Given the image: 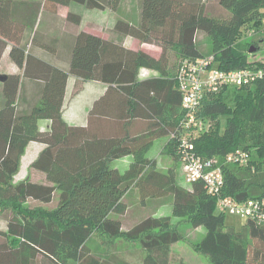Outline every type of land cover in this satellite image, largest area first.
Instances as JSON below:
<instances>
[{
	"label": "trees",
	"instance_id": "trees-1",
	"mask_svg": "<svg viewBox=\"0 0 264 264\" xmlns=\"http://www.w3.org/2000/svg\"><path fill=\"white\" fill-rule=\"evenodd\" d=\"M138 1L137 22L117 18L108 25L106 38L83 31L74 36L67 70L41 63L48 72L36 77L43 85L37 101L25 110L24 77L31 72L29 63H23L27 41L22 42V28L28 23L13 17L17 0H0V57L10 41L11 60L24 67L22 76L9 74L1 83L0 219L6 225L0 229V264H129L107 251L91 250L87 243L95 234L105 243L120 239L139 244L144 251L141 264H168L170 244L184 237L179 223L189 227L192 237L204 229L202 238L191 244L210 264H264V221L245 220L237 226L226 222L202 181L179 185L173 168L161 171L147 156L154 140L167 136L163 151L177 159V143L170 134L182 117L177 82L182 59L213 55L224 70L264 61L248 58L258 50L255 40L244 42L264 21V0ZM47 2L118 11L121 0ZM214 3L222 13L211 10ZM36 10L37 6L29 7ZM128 37L160 46V56L128 48ZM140 67L156 70L160 77L138 80ZM69 74L107 86L89 109L86 127L68 126L61 116ZM167 87L169 96L164 94ZM229 89L230 103L225 97ZM138 107L149 121L140 130L131 125ZM197 114L207 121V128L194 139V150L202 157H216L223 175L220 196L237 202L264 198V78L205 92ZM99 115L106 119L108 131L90 128ZM41 119L50 120L49 131L38 129ZM121 124L125 130L116 132ZM31 141L45 145L30 166L44 174L46 184L14 181ZM237 151L247 155L246 161H227ZM125 154L130 156L127 166L114 167ZM55 191L58 202L53 209L25 206L29 199L49 203ZM131 194L135 197L130 200ZM158 200L169 205L177 223L171 224L167 213H156ZM152 202L157 203L151 206ZM136 210H145V216L132 215L138 218L132 219L134 226L125 225Z\"/></svg>",
	"mask_w": 264,
	"mask_h": 264
},
{
	"label": "crops",
	"instance_id": "crops-1",
	"mask_svg": "<svg viewBox=\"0 0 264 264\" xmlns=\"http://www.w3.org/2000/svg\"><path fill=\"white\" fill-rule=\"evenodd\" d=\"M17 1L18 2L13 10L14 11L13 17L18 22L27 21L28 23L26 29L22 28V34L25 37V39H22L23 40L22 42L27 41V44L25 46L26 57L23 63H29L28 70L29 72H31V74L29 76L24 77L26 98L23 97L25 104L21 105L23 109L27 110L29 107H31V105L34 102L37 101L38 89L40 88V86L42 87L43 85V80L36 77L40 75H45L46 72H48L47 68L45 69L44 65L48 63L50 65L55 66L56 68L67 70L69 63L70 48L73 43L72 38L74 36H76L79 32L82 31L103 38H106L107 34L106 32L102 33V22L100 16L97 15V18L93 16H89L90 12L96 9H88L83 5L75 2H71L67 5H62V4H50L48 2L45 3V0H17ZM31 6L32 7L37 6L36 12L29 11V7ZM137 6L138 5L136 3L135 8L133 7V12L129 15L130 17L133 16L134 10H138ZM69 13L72 14L70 18H68ZM75 16L79 17L78 21L76 20ZM138 19H139V15H138ZM30 22H32L33 25L31 27H29ZM34 34L37 35V39H33ZM125 45L130 49H133L135 51L145 52L155 58H158L161 54L160 46L156 44L142 42L136 38H131V37L126 38ZM10 46H11V42L8 41V45L6 46L0 57V75L7 76L9 74H19L20 76H22L24 67L21 68L17 67L14 64V62L11 60L9 56ZM41 63H46V64L41 65ZM149 77H160V76L158 71L153 69H149L146 67H140L138 69V73H137L138 80ZM2 82L3 81L0 82L1 90H2V86H1ZM106 87L107 86L100 81H96V80L82 81L69 74L66 80L63 104L61 109V116L63 121L68 126H77V127L88 126V111L91 108L93 102L96 99H98L100 96H102V94H104ZM0 94L2 98V91H0ZM164 94L168 96L171 94L168 87L164 90ZM0 100L1 103L2 99ZM142 111L143 109L141 107H138L135 111L133 110L132 112L133 115L131 117L132 119L131 125L136 130H140L143 127H145L144 125H146V122L148 121L144 119L145 114L142 113ZM102 117L104 116L99 115L95 120L93 119L94 121L92 122L90 127L93 131L97 133L108 131L106 125V119ZM37 126L40 131H44V132L49 131L50 120L41 119L37 122ZM119 126L120 127L116 128V132L125 130L122 124ZM167 139H168L167 136L157 138L156 140H154L151 146L155 145L159 141L161 144V142L163 141L164 142L162 144V148H163L164 144L167 142ZM44 148L45 145L43 143L35 142V141L29 142L25 147L24 153L20 158V162L22 161L25 164H31L38 157V155ZM122 158L120 159L122 160ZM150 158L154 159L153 157ZM129 159L127 160L128 163H129ZM36 172L41 174V176L44 177L45 179V176L42 172L39 171ZM28 180L33 182L44 183V184L48 183L46 179L44 181H37L31 179ZM54 199L56 200L55 201V206H56L58 202L57 201L58 191L53 192L51 202L42 203V204H50ZM31 201L38 202L35 200H31ZM2 221L3 222L0 223L2 224L0 226V229H5L6 223L4 220Z\"/></svg>",
	"mask_w": 264,
	"mask_h": 264
},
{
	"label": "built area",
	"instance_id": "built-area-1",
	"mask_svg": "<svg viewBox=\"0 0 264 264\" xmlns=\"http://www.w3.org/2000/svg\"><path fill=\"white\" fill-rule=\"evenodd\" d=\"M263 78L264 61L245 68L224 70L218 68L213 55L194 60L182 59L177 74L182 117L178 129L170 134V139L177 143V157L182 163L185 182L190 184L202 181L208 193L216 197L215 207L218 212L252 220L257 224L264 221V198L237 202L231 197H221L223 175L220 166L216 164V157L198 155L193 141L207 128V121L197 114L205 92H217L225 86L250 85ZM246 157V154L237 151L229 154L227 161L244 163Z\"/></svg>",
	"mask_w": 264,
	"mask_h": 264
},
{
	"label": "rangeland",
	"instance_id": "rangeland-1",
	"mask_svg": "<svg viewBox=\"0 0 264 264\" xmlns=\"http://www.w3.org/2000/svg\"><path fill=\"white\" fill-rule=\"evenodd\" d=\"M138 0H121L119 9L118 11H111V10H99L96 9L94 11H91L89 16H93L97 18V15L100 16L101 22H102V33L107 30L109 24H113L114 21L117 18L126 20L128 22H137L139 12L138 10H134L133 16H129L133 12V7L135 8L136 3H139ZM138 7V6H137ZM213 12L217 13H222L221 9L214 3L212 4V9ZM264 20V19H263ZM251 40H255L256 45L258 47V50L254 52H249L248 53V58L250 59H260L264 60V21L262 25L259 27V31L256 33V35L250 36V39H244V42H251ZM251 51V50H250ZM3 71V70H2ZM1 82V81H0ZM0 91H2L0 89ZM228 93L225 95L226 101L230 103L229 101V95H232V90L229 89L227 90ZM0 99L1 94H0ZM1 101V100H0ZM164 142L162 141L160 144V141L157 142L155 145L151 146L149 148V151L147 152V155L149 157H153L156 162V166L159 170L165 171L169 168H173L175 172V178L176 181L179 185L187 186L188 184L185 182L184 179V173L182 169V163L180 160L176 158H172L170 155L166 154L163 151L162 144ZM122 158V157H121ZM129 159L128 154L123 155L122 160H118L113 163L114 167H117L118 169H123L127 166L128 162L127 160ZM31 164H25L24 162H20L19 169L17 173L15 174L14 181H19V180H37V181H44V177L41 176L36 170L34 171L33 168L30 166ZM135 194L132 196L129 195V199H134ZM55 199L52 201L50 204H42L39 202H34L29 200L27 203H25V206L28 207H36L40 206L42 208L51 210L55 206ZM150 201H156L154 199H150ZM148 203V202H147ZM153 203V202H152ZM157 202H154L152 205H155ZM158 203L161 204L156 210V213L158 214H165L167 213L170 216V223L175 224L179 221L178 218L172 217L170 214V208L167 203L163 201L160 202L158 200ZM152 209V208H151ZM150 211V208H148L147 213ZM132 215L138 216L142 215L145 216V210H136L134 213L129 215V219L126 222L125 225H128L129 227L134 226V220L132 219H138V218H132ZM244 219L238 218L229 214H226V222L228 223H233L235 226L243 224ZM3 221L0 219V223ZM2 224H0L1 226ZM177 228L179 229L180 233L184 234V237L182 239H179L176 242H173L170 244V252H169V257H168V264H181L182 262L185 264H210V261L208 257L200 252H197L193 249V246L191 242H198L204 233V229L200 227L198 229L199 234L193 235L189 233L190 229L186 224H181L179 223ZM194 233V232H193ZM192 237V238H190ZM87 245L91 250H96L97 253L102 254L105 253L106 251L108 254L112 253L116 255L117 257L127 261L129 264H141L142 257L144 255V251L140 247L139 244L137 243H130L124 240H114L112 243H105L102 236L95 234L92 235L91 238L89 239Z\"/></svg>",
	"mask_w": 264,
	"mask_h": 264
},
{
	"label": "water",
	"instance_id": "water-1",
	"mask_svg": "<svg viewBox=\"0 0 264 264\" xmlns=\"http://www.w3.org/2000/svg\"><path fill=\"white\" fill-rule=\"evenodd\" d=\"M5 78H6V75H0V81L5 80Z\"/></svg>",
	"mask_w": 264,
	"mask_h": 264
}]
</instances>
